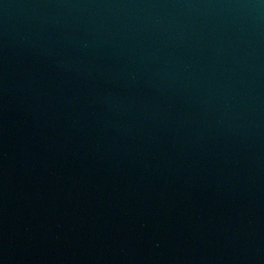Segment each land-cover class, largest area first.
<instances>
[{"label":"water","instance_id":"obj_1","mask_svg":"<svg viewBox=\"0 0 264 264\" xmlns=\"http://www.w3.org/2000/svg\"><path fill=\"white\" fill-rule=\"evenodd\" d=\"M0 264H264V0H0Z\"/></svg>","mask_w":264,"mask_h":264}]
</instances>
